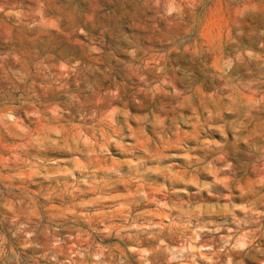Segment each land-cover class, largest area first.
Instances as JSON below:
<instances>
[{
  "label": "rangeland",
  "instance_id": "rangeland-1",
  "mask_svg": "<svg viewBox=\"0 0 264 264\" xmlns=\"http://www.w3.org/2000/svg\"><path fill=\"white\" fill-rule=\"evenodd\" d=\"M0 264H264V0H0Z\"/></svg>",
  "mask_w": 264,
  "mask_h": 264
}]
</instances>
